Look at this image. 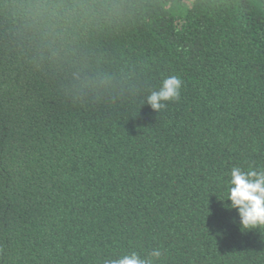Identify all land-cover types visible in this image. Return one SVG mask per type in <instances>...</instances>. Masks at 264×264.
<instances>
[{
    "label": "trees",
    "instance_id": "1",
    "mask_svg": "<svg viewBox=\"0 0 264 264\" xmlns=\"http://www.w3.org/2000/svg\"><path fill=\"white\" fill-rule=\"evenodd\" d=\"M93 66L137 74L131 103H73L65 74L13 43L0 11V264H264V228L227 199L264 167V0H141L91 29ZM183 80L160 113L143 102Z\"/></svg>",
    "mask_w": 264,
    "mask_h": 264
},
{
    "label": "clouds",
    "instance_id": "2",
    "mask_svg": "<svg viewBox=\"0 0 264 264\" xmlns=\"http://www.w3.org/2000/svg\"><path fill=\"white\" fill-rule=\"evenodd\" d=\"M141 8V0H0V11L11 24L13 43L39 63L54 65L65 74L64 91L76 104L131 103L142 95L137 74L123 68L93 66L83 52L87 33L122 20ZM183 80L164 77L143 102L157 112L181 97ZM227 199L237 209L244 229L264 228V167L233 166ZM166 250L136 251L104 264H160Z\"/></svg>",
    "mask_w": 264,
    "mask_h": 264
}]
</instances>
